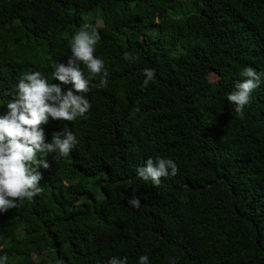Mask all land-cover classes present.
<instances>
[{
	"label": "trees",
	"instance_id": "1",
	"mask_svg": "<svg viewBox=\"0 0 264 264\" xmlns=\"http://www.w3.org/2000/svg\"><path fill=\"white\" fill-rule=\"evenodd\" d=\"M187 1L200 7L178 13ZM85 24L99 32L106 83L92 80L85 117L44 126L50 140L68 124L79 143L46 157L41 194L0 215V255L264 264V0H0V113L22 74L58 83L50 65ZM246 66L262 82L240 117L226 96ZM145 68L155 80L142 88ZM148 157L173 159L178 173L143 181Z\"/></svg>",
	"mask_w": 264,
	"mask_h": 264
},
{
	"label": "clouds",
	"instance_id": "2",
	"mask_svg": "<svg viewBox=\"0 0 264 264\" xmlns=\"http://www.w3.org/2000/svg\"><path fill=\"white\" fill-rule=\"evenodd\" d=\"M99 41L97 29L83 25L69 41L70 54L66 60L50 65L52 77L58 83H50L40 71H31L22 74L12 87L11 98L0 113V215L41 194L40 182L44 179L41 169L50 167L46 157L52 153L56 158L67 157L79 143L68 124L52 132L50 140H46L44 126L50 121L72 122L89 112L91 103L87 94L91 82L100 75L101 83H106L107 76L104 60L95 55ZM123 59L129 64L136 62L130 52H124ZM142 74L141 87L147 88L155 80V70L145 68ZM239 75L243 79L234 83L226 99L235 113L243 117L262 80L261 73L251 66L244 67ZM177 173V163L165 157H148L136 169V175L153 186H158L162 177H174ZM127 203L133 208L141 204L136 196ZM7 261V254L0 255V264ZM107 264H127V257L112 256ZM137 264H151L149 256L140 255ZM168 264H176L175 258H169Z\"/></svg>",
	"mask_w": 264,
	"mask_h": 264
},
{
	"label": "rangeland",
	"instance_id": "3",
	"mask_svg": "<svg viewBox=\"0 0 264 264\" xmlns=\"http://www.w3.org/2000/svg\"><path fill=\"white\" fill-rule=\"evenodd\" d=\"M184 4H185L184 10L179 8L178 11H177L178 13H181L182 11L188 12V13L189 12H193V11L196 10L197 7L198 8L200 7V6H198V4H196L195 2H192V1H187Z\"/></svg>",
	"mask_w": 264,
	"mask_h": 264
}]
</instances>
